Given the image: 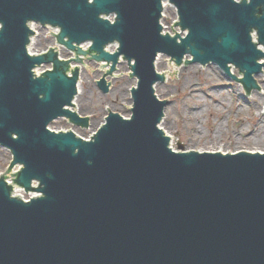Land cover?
Wrapping results in <instances>:
<instances>
[{
	"label": "water",
	"instance_id": "95a60500",
	"mask_svg": "<svg viewBox=\"0 0 264 264\" xmlns=\"http://www.w3.org/2000/svg\"><path fill=\"white\" fill-rule=\"evenodd\" d=\"M164 1L185 36L162 32ZM29 21L59 26L77 56H31ZM0 24V145L11 166L23 165L15 181L42 193L24 201L0 179V264H264V153L174 151L160 127L169 98L155 91L166 79L160 53L179 65L217 63L248 93L259 89L264 0H0ZM115 41V53L105 50ZM82 55L110 65L98 81L104 92L121 56L138 79L131 119L111 112L91 141L48 128L62 116L89 125L66 108L80 77L70 64ZM44 62L54 68L36 77Z\"/></svg>",
	"mask_w": 264,
	"mask_h": 264
},
{
	"label": "rangeland",
	"instance_id": "374dc122",
	"mask_svg": "<svg viewBox=\"0 0 264 264\" xmlns=\"http://www.w3.org/2000/svg\"><path fill=\"white\" fill-rule=\"evenodd\" d=\"M175 19V9L166 7L164 25L172 31L171 24ZM46 30L41 31V36ZM51 38L41 37L35 43L36 49L51 45ZM114 48V47H112ZM62 54H72L62 49ZM157 62L159 71L178 70L176 75L169 76L165 82L156 85V92L161 98H169L162 126L172 137L175 149L236 151L264 150V94L254 91L246 97L240 84L228 77L222 69L214 64L176 65L165 54ZM170 60V63H169ZM163 61V63H161ZM127 61L118 65L119 73L131 72ZM80 77V92L76 99L77 111L83 116H90V126H76L66 118L56 119L51 128L54 130H72L78 135L89 138L106 119L107 109L124 116L131 111L124 106L132 105L131 87L137 80L128 74L113 79L112 90L104 94L97 85V79L103 75L100 65L86 60ZM239 75L237 69L234 71ZM167 74V73H166ZM260 90L264 92V76L258 77ZM75 110V108H72ZM12 153L0 146V175L8 168Z\"/></svg>",
	"mask_w": 264,
	"mask_h": 264
},
{
	"label": "bare ground",
	"instance_id": "6f19581e",
	"mask_svg": "<svg viewBox=\"0 0 264 264\" xmlns=\"http://www.w3.org/2000/svg\"><path fill=\"white\" fill-rule=\"evenodd\" d=\"M160 58H161V57H159L158 60H161ZM157 62H158V61H157ZM161 63H163V61H161ZM169 71H170V70H169ZM233 71H235V69H234ZM234 73H235V72H234ZM165 74H166V73H165ZM167 74H168V73H167ZM74 103L76 104V100L74 101ZM74 108H75V107H74Z\"/></svg>",
	"mask_w": 264,
	"mask_h": 264
}]
</instances>
